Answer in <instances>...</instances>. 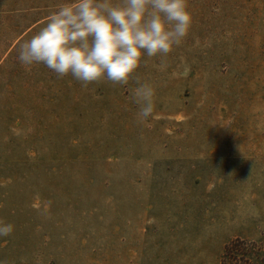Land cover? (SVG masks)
I'll return each instance as SVG.
<instances>
[{"label":"rangeland","instance_id":"rangeland-1","mask_svg":"<svg viewBox=\"0 0 264 264\" xmlns=\"http://www.w3.org/2000/svg\"><path fill=\"white\" fill-rule=\"evenodd\" d=\"M69 2L0 0V264H264V0H188L179 47L87 87L17 58Z\"/></svg>","mask_w":264,"mask_h":264},{"label":"clouds","instance_id":"clouds-1","mask_svg":"<svg viewBox=\"0 0 264 264\" xmlns=\"http://www.w3.org/2000/svg\"><path fill=\"white\" fill-rule=\"evenodd\" d=\"M192 22L188 0H70L20 43L17 58L28 70L43 64L83 87L105 79L127 85L145 55L166 57L188 36ZM136 83L133 101L144 123L154 113L155 91L138 77ZM13 231L14 225L0 221V236Z\"/></svg>","mask_w":264,"mask_h":264},{"label":"trees","instance_id":"trees-1","mask_svg":"<svg viewBox=\"0 0 264 264\" xmlns=\"http://www.w3.org/2000/svg\"><path fill=\"white\" fill-rule=\"evenodd\" d=\"M235 246V243H230L227 247H226V253Z\"/></svg>","mask_w":264,"mask_h":264}]
</instances>
